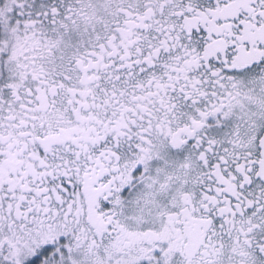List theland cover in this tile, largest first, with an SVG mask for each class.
<instances>
[{
    "label": "flooded vegetation",
    "instance_id": "af4514ba",
    "mask_svg": "<svg viewBox=\"0 0 264 264\" xmlns=\"http://www.w3.org/2000/svg\"><path fill=\"white\" fill-rule=\"evenodd\" d=\"M263 136L264 0H0V264H264Z\"/></svg>",
    "mask_w": 264,
    "mask_h": 264
},
{
    "label": "water",
    "instance_id": "95a60500",
    "mask_svg": "<svg viewBox=\"0 0 264 264\" xmlns=\"http://www.w3.org/2000/svg\"><path fill=\"white\" fill-rule=\"evenodd\" d=\"M260 145H261L262 149H264V136H263L262 141L260 142ZM263 162H264V156H263Z\"/></svg>",
    "mask_w": 264,
    "mask_h": 264
},
{
    "label": "rangeland",
    "instance_id": "374dc122",
    "mask_svg": "<svg viewBox=\"0 0 264 264\" xmlns=\"http://www.w3.org/2000/svg\"><path fill=\"white\" fill-rule=\"evenodd\" d=\"M64 12L62 11L61 12V14H63ZM43 29V31L41 32V34L44 32V28H42ZM42 39H45V36H43V38ZM17 261L19 262V259H17Z\"/></svg>",
    "mask_w": 264,
    "mask_h": 264
}]
</instances>
